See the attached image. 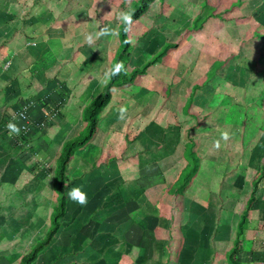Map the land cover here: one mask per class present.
Instances as JSON below:
<instances>
[{
  "label": "rangeland",
  "instance_id": "rangeland-1",
  "mask_svg": "<svg viewBox=\"0 0 264 264\" xmlns=\"http://www.w3.org/2000/svg\"><path fill=\"white\" fill-rule=\"evenodd\" d=\"M136 1L79 0L75 5L74 0H26L24 8H28L27 12L33 9L34 16L24 19L23 25L29 24L32 18L38 22L32 23L27 30L21 23L18 28L12 25L13 34L19 31L20 43L32 49L29 51L31 55H21L19 61L22 66L35 63V71L27 69L24 78L21 77L20 87H15L14 95L17 97L8 95L0 101V136L7 147L0 156L6 159L4 165H0V264H22L24 258L30 256L27 264H179L181 246H178L175 230L183 207L188 211L189 203L197 204V218L194 213L183 212L186 216L184 226H188L186 221L192 219L191 214L194 221L207 226L211 219L208 207L214 208L216 216H220V208L228 210L229 225L239 221V211L248 199L251 183L261 177L264 167V100L259 95L264 94V83L250 84L256 79L257 71L258 77L262 76L264 81V0H154L144 14L133 21L135 28L126 32L127 41L131 43H128L129 58L124 63L126 72H122V77L126 79L137 69H142V72L129 83L110 88V98L98 115L94 136L74 151L64 171L62 188H66V193L72 187H80L79 175L85 172L82 163L89 154L84 153L85 146L97 147L102 141H108L111 134L117 162L100 171L115 179L109 183L117 185V195L112 192L115 196L112 197L109 191L99 194L100 189L94 187L96 197L90 200L91 192L87 189L88 202L81 206L66 194L64 212L58 218L59 227L47 244L41 243L53 228V208L60 197L54 171L62 144L83 130L82 110L106 85L109 77L106 73L120 46L118 35L94 37L95 42L91 45L85 37L102 27L117 32L120 24L118 13L129 11ZM15 10L14 6L11 11ZM3 24L8 26V21ZM28 30H32V36L26 34ZM80 31L83 32L81 36ZM198 39L200 48L196 58L192 46L197 45ZM138 46H144V49L131 58L134 57V53L131 54L133 48ZM162 57H166V65L159 62ZM191 59L192 62H200L196 70L194 66L190 67ZM1 61L6 70L9 61ZM210 61L214 65H210ZM153 65L154 68L151 67ZM147 72L153 79L144 83L142 76ZM219 79L220 83H217ZM215 91L228 96V101L229 98L233 100L235 94L245 99L243 92L251 96L245 100L248 108L243 111V116L230 114L221 117V111L212 110V122L208 125L211 130L207 132L206 118L210 113L205 109L207 102L202 101L205 107L197 104L198 108H204L196 112L195 124L186 133H181V129L187 128L192 121L176 119L179 106L185 104V109L190 111L198 94ZM210 99L217 100L218 96ZM122 106L127 109L125 120L118 118V109ZM163 106L175 117H167L169 121H166L164 116H157L158 109ZM143 108L149 110L147 115L151 111L149 117H145ZM106 109L107 116L114 113L107 122L106 116L102 115ZM229 118L231 124L236 122L240 131L231 128L230 132L227 131L230 139L224 141L221 139V124ZM10 121L21 128L18 136L8 134L6 125ZM108 125H112L111 128L108 129ZM124 126L125 134L120 131ZM145 127L150 130L147 133L151 141L157 144L164 140L170 142L166 147L152 145L150 150L138 149L132 143L137 140V129ZM197 128L198 133H193ZM167 130L170 131L167 134L170 139L164 138ZM119 132L124 135L121 140ZM177 140L183 141L182 147L173 146ZM217 140L220 141L219 149L214 147ZM125 147H129V152ZM193 165L196 175L193 185L181 192L182 197L175 195L174 182L192 171ZM88 173L90 175L82 182L91 177L90 180L100 178L95 168H88ZM153 173L162 175L163 186H154L146 191L145 187L154 181L145 177ZM19 174V181L15 182L14 176ZM200 189L202 195L195 194ZM161 191H164V196L160 198L157 194ZM144 192H151L153 203L167 208L154 214L145 213L150 217L151 235L139 245L144 252L137 257L135 248L124 245L120 237L118 246L100 243V234L104 236L103 241L114 240L106 237L105 224L115 221L112 216L105 219L107 213L101 214V206L114 209L121 206L114 216L117 219L129 215L126 219L129 220L131 212L125 211L130 204L136 203L135 198L138 203H144ZM156 218L158 223L154 225ZM216 223L210 228L213 234ZM124 225L121 223L119 227ZM198 227L200 225L196 227L197 231ZM210 229L204 231L211 234ZM198 249L201 250L200 246ZM232 249L234 246L229 248L228 256ZM192 250H196L195 247ZM190 252L189 248L182 258L190 260ZM215 252L221 257L226 253L214 247L210 255ZM183 263L189 264V261ZM210 263L207 259L200 262Z\"/></svg>",
  "mask_w": 264,
  "mask_h": 264
},
{
  "label": "crops",
  "instance_id": "crops-1",
  "mask_svg": "<svg viewBox=\"0 0 264 264\" xmlns=\"http://www.w3.org/2000/svg\"><path fill=\"white\" fill-rule=\"evenodd\" d=\"M26 0H0V101H4L2 99H5L6 97H12L11 95H14L15 92V87H20L21 84V77L24 78L25 73L27 71V69L30 70V72L35 71V69H33V66L35 63H30V64H24L23 66L21 65V62L19 61V57L21 55L25 56V55H31L32 49H28L26 47L23 46V42L22 44L20 43L19 38L17 37L18 32H14L16 34H13V27L12 25L15 24L16 27L18 28V24L21 23V25H23V21L24 19L29 20L30 16H34L33 14V9L29 12L28 8H24V2ZM28 3V2H27ZM74 4L78 5L79 4V0H74ZM14 6L15 8H17V10H15L16 12V16H14V11L12 12L11 10H14ZM25 9V10H24ZM52 12V11H51ZM47 13V14H52V13ZM50 15L48 16V18H46L47 20L49 19ZM8 21V26H6L5 24H3L4 22ZM26 22V21H24ZM37 19L36 18H32L31 22L29 24H25L23 25V27L27 29H29L30 27H32V23H37ZM254 25L256 26V22L254 23ZM135 28V24H132L130 31ZM24 30V29H23ZM20 30V31H23ZM128 31V32H130ZM32 30H28L26 31L27 35H31ZM83 32L80 31V36ZM2 42V43H1ZM200 44V40L198 39L197 41V45H193L192 47L195 49V55L197 58V55H199L198 53V49L200 48L199 46ZM65 45L66 44L65 42ZM217 45V44H216ZM70 47V46H69ZM214 47V46H213ZM203 48V47H201ZM208 48V47H206ZM217 48V47H216ZM142 49H144V46H138L136 48H133L132 53H134V57L132 56L131 58H135L137 56V51H141ZM69 52H71V49H68ZM210 53L212 51H209ZM209 52H207L206 54H208ZM79 56V54H78ZM170 57V56H168ZM130 58V59H131ZM164 59V61H163ZM9 61V66L6 70L3 69L2 67V61ZM71 61V60H70ZM166 57L165 58H160V63H164L165 65L166 63ZM180 61V60H179ZM193 59H191L190 61V67L194 66V70H196V67L198 65H200V62H192ZM200 61V60H199ZM161 63V64H162ZM180 63H182L180 61ZM197 63V64H196ZM202 64H204V61H201ZM214 63L213 61H210V65ZM218 63V62H217ZM215 63V64H217ZM23 64V63H22ZM221 64V62H219V65ZM207 66V67H210ZM214 65V64H212ZM155 65L151 66L154 68ZM179 66V64H178ZM257 69V67H256ZM257 77L254 81H250V84L256 83L258 85H262L264 83L263 78L261 79V77H258V71H257ZM263 74V73H262ZM214 76V75H213ZM221 77V76H220ZM15 78V80H14ZM153 78H151V76H149L148 72L147 74L144 73L142 76V82L144 83H148L150 82V80H152ZM217 83H220V79L218 80ZM17 90V89H16ZM218 91L215 92H208L205 93L201 92L200 94H198V98H196V102H194L191 106L190 111H187L185 109V104H181L178 108V110H176V119L178 121H183L184 118L186 119H190L192 121L191 124H189L186 127H184L183 129H181V133L184 132L186 133L190 128L193 127V125L195 124L194 122V117L198 116V114H196L197 111L201 110L202 108H204L205 106H207L205 109L206 111H208L210 113V115L208 116L207 119V126L202 125L201 129H204L206 126L205 131H210L211 129L208 128V125L210 124L211 121V114H212V110H217V111H221V117H226V115L230 116L234 115L236 116H243V111L247 110V102H245V100H249V98H251V96H249L246 92H243V95L245 96V99L243 97V100L241 98L240 94H235V96L232 98L233 100H231L229 98L228 101V96L224 95L223 93H218ZM147 95H150V92H147ZM246 93V94H245ZM263 93V92H262ZM144 94V93H143ZM142 93H140V95H143ZM180 94V93H178ZM9 95V96H8ZM136 95V94H135ZM140 95H137L138 97ZM260 97H262V101L264 100V94H259ZM15 96V95H14ZM202 96V97H201ZM216 96H218V99H214L211 100L210 98L214 97L216 98ZM17 97V95L15 96ZM142 97V96H141ZM151 97V96H149ZM201 97V99H200ZM29 98V97H28ZM201 100V101H200ZM207 102L206 105H203V102ZM209 101H214L212 104L209 103ZM218 101V102H217ZM230 102V104L228 105L227 108V103ZM226 103V104H224ZM197 104H200L201 106L203 105L204 107L202 108H198ZM243 104V105H242ZM149 105V103H148ZM158 108H160V105L158 106ZM164 108H166V106H163V108L158 109V114L157 116H164L166 118V121H169V119L175 117L173 112H170L169 109L165 110ZM107 109L103 110L102 115L105 117V120L107 122V120L112 119L113 118V114L111 113L110 115H106L105 113H107ZM146 111H149L148 109H146ZM143 108V112L144 115H146L145 117H149V115L151 114V111L146 112ZM0 112H1V106H0ZM163 112V113H162ZM161 113V114H160ZM171 113V114H170ZM198 113V112H197ZM140 114V113H139ZM1 115V114H0ZM167 117L169 119H167ZM213 119V118H212ZM222 121H220L221 123ZM108 129L111 128L110 125H108ZM222 129L221 132L224 131H228L230 132L231 128H236L238 131H240V128L237 127L236 122L234 124H231L230 122V118L228 119V121L224 120L223 124H221ZM125 127L124 126L120 131L125 132ZM214 127V125H213ZM136 129V128H135ZM127 131V129H126ZM150 131V130H149ZM146 130L145 128H141V129H137V140L134 141L132 143V145H137L138 149L140 150H144L149 148L152 149V145L153 146H157V145H163L164 147L167 146V144L170 141L164 140L161 143H155L154 141L150 140V136L147 132H149ZM199 128L195 129L193 131V133H198ZM212 131H214L212 129ZM200 132H203L200 131ZM170 131L167 130L166 131V136L164 137L165 139H170L171 137L167 134H169ZM119 134V139L121 140L123 138L124 135H122V133ZM108 141L106 142H101L97 147H93V146H85V150L84 153H89L86 158L85 161L82 163V166L85 167V172L81 173L79 176L80 177V182L78 183L80 185L81 188H83L84 192H86L85 190L88 189L90 193L89 197L91 198L90 200H93L92 197H96V192L94 189V187H96L97 189H100V193L99 194H103V193H107L109 191L110 195L112 197L113 196L111 193L115 192L114 195L117 193L115 188L117 187V185L112 186L109 182V180L114 178H110L108 175L106 174H102L101 171L106 170L107 168H109V164H115L116 162L115 159L117 156H114L115 151H113L112 149V145H113V136H111V134H109V137L107 138ZM106 139V140H107ZM5 141L1 139L0 136V156H1V152L4 153V151L7 149V147L5 146L6 144L4 143ZM180 142V143H179ZM4 143V144H3ZM149 145V146H148ZM170 145V144H169ZM179 146L182 147L183 145V141L177 140V142H175L173 144V146ZM204 146L208 147V144H204ZM130 147V146H129ZM129 147H125L127 150ZM124 148V149H125ZM135 149V148H133ZM88 150V152H87ZM136 151V150H134ZM145 151V150H144ZM129 152V150H128ZM81 153V152H80ZM134 153V152H133ZM131 154V153H130ZM128 154V155H130ZM6 159H2L0 157V165H4V161ZM14 165V162H12ZM108 163V165L106 166V164ZM70 166V165H69ZM92 166H94L92 168ZM90 168V170L95 168V171L98 170L99 171V176L100 178H94L93 180H90L91 178H89L86 182H82L83 179L85 177H87L88 175H90V173L86 174V170ZM101 170V171H100ZM154 174V173H153ZM19 175H15L14 179L15 182L19 181ZM97 176V175H96ZM194 176V177H193ZM261 177L258 178V180H253V182L251 183L250 186V191H249V196L248 199L245 200L243 202V205L241 206V210L239 211V221H234L232 223V225H229V221H227V218L229 216L228 210H226L225 208H220L219 211L221 212L220 216H216L215 215V210L213 207L211 208H207V212L210 213V221L207 222V226H205V224L203 222H199V221H194L193 220V216L191 214L192 219L188 221H186V223L188 224V226H184L183 224L185 223V221H183L184 218H186V216L183 214V212L185 214L188 213H194V216L197 214L196 213V205L194 204H190V207L188 208H184L183 210H180V212H182L181 218H180V222L176 225L177 228L175 230V238L178 239V246H181V250L179 251V256H181L177 261L179 264H184L183 262H188L189 264H200V262H204L205 259L210 260L211 263L210 264H228L226 263L229 262V256H228V250L231 246H236V253H235V261L236 264H264V174L260 175ZM119 176H117L118 178ZM145 178H148L147 180H153V183H149L145 189L146 191H150L152 187L154 186H163L162 183V175H160V173L158 174H154V175H149ZM196 175H192L191 177V181L190 184L188 185L189 188L193 185L194 181H195ZM124 179V178H122ZM255 183V184H254ZM109 184L111 185V187L109 186ZM254 184V187L252 188ZM140 185V183H139ZM88 186V187H86ZM232 187V186H231ZM95 188V189H96ZM189 188L186 190L185 194L189 191ZM233 188H235L233 186ZM230 190V189H229ZM145 191V192H146ZM208 191V190H207ZM231 191V190H230ZM144 192V196L143 199L145 200L144 203H138L137 198H135L136 203L130 204V208L127 209L125 212H131L130 218L128 219L129 215H125L124 217H118L116 219V216H114L115 214H117L118 211L116 210H120L121 206H116V209H114V207L110 206H104L102 205L100 209H102V213H107V217L105 219H107L108 217L114 218L115 221H109L108 223H106L107 221L102 217L101 220L103 219V222L106 223L105 225H107V230H106V237L109 236V238H113L114 240L108 241L105 239L104 240V236L102 237V235L99 232V236L101 237L100 243L104 244H108L111 246H118L119 244V240L118 237H120L123 241H124V245L128 246V247H132L135 248L134 251L137 254V257L141 254V252L143 253L144 251L142 250V248L139 247V245H141L143 242L145 243V239L150 238L151 235V221H150V217L146 216L145 213H158L161 211V209H164L166 211V206H161V204L158 203H153L152 201V193L151 192ZM201 192H203L201 189L196 191L195 194L197 195H202ZM149 193V194H148ZM164 194V191H161L160 193L157 194V196L159 195V197L161 198L162 195ZM117 195V194H116ZM166 195V194H165ZM164 196V195H163ZM180 197H182V194L179 195ZM250 196H252L250 198ZM142 199V197H140ZM147 201V203H146ZM160 202V199H159ZM190 209V210H189ZM210 209V211H209ZM123 211V210H121ZM195 211V212H194ZM242 212L245 213L244 215V219L241 222V218H242ZM140 214V215H139ZM195 216V218H197ZM216 219V220H214ZM124 222L127 223L124 225ZM216 223V232L213 234L212 233V224ZM231 222V221H230ZM236 222V223H235ZM241 222V230H238V224ZM123 223L124 227H119L120 224ZM154 225L155 223H158V218H156V220L153 221ZM102 224V223H101ZM200 225V227H198V231L196 229V227ZM205 226V227H204ZM204 227V228H202ZM124 228V230H123ZM211 228V229H210ZM188 229L193 230L194 234L192 231H189ZM206 229H210L211 230V234H208L206 231ZM149 231V232H148ZM203 236H206V238L204 239ZM98 245V242H96ZM102 245V244H101ZM189 246V247H188ZM201 248V250H199L198 248ZM188 247V248H187ZM195 247L196 250H192ZM214 247H216V249L218 250H223L226 251L225 255L223 257H221V254L218 255L217 252L213 253V255H210V253L212 252V250L214 249ZM112 248V247H111ZM189 248H190V253L192 255H190L189 258L190 260L184 259L182 258L183 254H186L187 252H189ZM198 249V250H197ZM99 250V249H98ZM98 253V251H97ZM91 255V254H90ZM87 259V258H85ZM222 259V260H221ZM230 264V263H229Z\"/></svg>",
  "mask_w": 264,
  "mask_h": 264
},
{
  "label": "trees",
  "instance_id": "trees-1",
  "mask_svg": "<svg viewBox=\"0 0 264 264\" xmlns=\"http://www.w3.org/2000/svg\"><path fill=\"white\" fill-rule=\"evenodd\" d=\"M154 0H137L136 3L130 8L129 12L132 13V20L135 21L139 17H141L144 12L148 9L150 3ZM124 25L119 24L118 26V38L120 41L119 50L117 51L114 61L111 65V68L115 66V64L119 62H123V64L127 61L129 58L128 54V47L129 44L126 43V32L124 31ZM110 68V69H111ZM123 71H121L118 75H109L108 81L106 85L103 87L101 92L93 98L82 110V119L84 121V128L81 132L76 134L73 138H70L66 140L61 147L60 153L56 160V170L54 171V176L56 178V181L58 182L60 197L57 203V206L53 208V228L51 231L47 234L46 240L41 242L42 244H47L55 230L59 227L58 218L63 214L64 212V202L66 200V188H62V185L65 183V167L68 164V162L71 160L73 153L76 149L84 146L87 142H89L92 137L94 136L97 128V121H98V115L100 111L106 106L109 98L110 93L109 90L113 85H120L124 83H129L131 79L142 72V69H137L131 75H129L126 79H124L122 76ZM191 147V146H190ZM192 158V156H191ZM192 171H184L187 172L185 176L182 177L180 181L174 182V194L175 195H181L182 191L190 184L191 177L195 173V165L192 166ZM188 169V168H187ZM264 174V167L261 169V175ZM255 184V183H254ZM254 184L252 188L254 187ZM252 196H250L251 198ZM244 219V215L241 218V222ZM241 222L238 224V230L241 229ZM236 246H234V249H232V253L229 255V262L230 264H236L235 261V253H236ZM31 257V256H30ZM30 257L24 258L22 261V264H27ZM33 258V257H32Z\"/></svg>",
  "mask_w": 264,
  "mask_h": 264
},
{
  "label": "clouds",
  "instance_id": "clouds-1",
  "mask_svg": "<svg viewBox=\"0 0 264 264\" xmlns=\"http://www.w3.org/2000/svg\"><path fill=\"white\" fill-rule=\"evenodd\" d=\"M117 20L123 24L124 27V31L128 32L131 29V26L133 24V20H132V13L129 11H121L118 13L117 15ZM105 35H111V36H116L118 35V33L115 30H112L108 27H102L100 28V30L96 33H89L86 35L85 40L86 42L91 45L95 42V39H99V37L101 36H105ZM95 37V39H94ZM126 43H131V41H126ZM121 71H125L126 69L124 67L123 62H119L117 64H115L114 67H112L109 72L106 73L107 75H118ZM118 113H119V119L120 120H125L126 118V113H127V109L125 107H120L118 109ZM7 130H8V134L10 136L12 135H16L18 136L21 132V128L15 123L10 121L7 125ZM221 139H223L224 141H227L230 139V135L227 131H224L221 133ZM214 147L216 149L220 148V141L217 140L214 142ZM67 196L70 200L78 203L79 205L83 206L86 205L88 202V198H87V193L84 192L82 190L81 187H72L67 191Z\"/></svg>",
  "mask_w": 264,
  "mask_h": 264
}]
</instances>
